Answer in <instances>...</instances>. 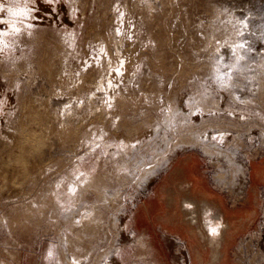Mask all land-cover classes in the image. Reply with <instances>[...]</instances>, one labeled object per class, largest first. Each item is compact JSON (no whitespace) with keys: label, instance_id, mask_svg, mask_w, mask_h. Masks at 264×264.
<instances>
[{"label":"rangeland","instance_id":"obj_1","mask_svg":"<svg viewBox=\"0 0 264 264\" xmlns=\"http://www.w3.org/2000/svg\"><path fill=\"white\" fill-rule=\"evenodd\" d=\"M17 1L0 0V264H264V0ZM191 157L236 222L191 198L161 217Z\"/></svg>","mask_w":264,"mask_h":264},{"label":"crops","instance_id":"obj_2","mask_svg":"<svg viewBox=\"0 0 264 264\" xmlns=\"http://www.w3.org/2000/svg\"><path fill=\"white\" fill-rule=\"evenodd\" d=\"M193 164H195L193 158H188L171 174L170 183H166L163 188V191L165 192L164 197H160V200L164 202L165 207L167 208L161 217L166 218V216H170L169 218L172 217L173 222L174 216L172 213L178 211V207L183 206L184 198H191L197 203L205 200L213 204L215 208L224 215L228 222H236L238 217H241L239 213L242 211H236L238 214L229 211V208L225 205L223 197L213 192L208 181H206V178L201 172H199L198 169L196 170L195 167H192ZM254 169L256 171V182H264V165H256L254 166ZM201 247H198L195 252L197 259L199 258V253H201V255L203 253V251L200 250ZM202 249L205 251L207 247L204 246Z\"/></svg>","mask_w":264,"mask_h":264},{"label":"bare ground","instance_id":"obj_3","mask_svg":"<svg viewBox=\"0 0 264 264\" xmlns=\"http://www.w3.org/2000/svg\"><path fill=\"white\" fill-rule=\"evenodd\" d=\"M19 1V0H18ZM17 1V2H18ZM3 4V3H2ZM9 4H13V3H9ZM4 5V4H3ZM8 5V4H7ZM10 6V5H9ZM26 6V5H25ZM24 6V4H23V6L22 5H20V4H16L15 3V5H12V6H10V9H9V11L11 12V13H17V14H20V13H22L25 9H26V7ZM0 8H1V4H0ZM28 8V7H27ZM8 9V8H7ZM14 23V22H13ZM10 25H15V23L14 24H12V22L10 21V23H9ZM0 30H2V28L0 27ZM5 31L3 30V33H4ZM74 260V259H73Z\"/></svg>","mask_w":264,"mask_h":264},{"label":"flooded vegetation","instance_id":"obj_4","mask_svg":"<svg viewBox=\"0 0 264 264\" xmlns=\"http://www.w3.org/2000/svg\"><path fill=\"white\" fill-rule=\"evenodd\" d=\"M209 217L213 218L214 222L217 223V224L218 223L219 224L224 223L223 220L225 219V217L218 209H217V211H214V212L210 213ZM214 254H219V253L217 251H215Z\"/></svg>","mask_w":264,"mask_h":264},{"label":"snow or ice","instance_id":"obj_5","mask_svg":"<svg viewBox=\"0 0 264 264\" xmlns=\"http://www.w3.org/2000/svg\"><path fill=\"white\" fill-rule=\"evenodd\" d=\"M29 10L28 9H25L22 13H20V14H27V12H28ZM14 15L15 14H17V13H13Z\"/></svg>","mask_w":264,"mask_h":264}]
</instances>
